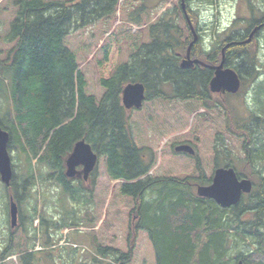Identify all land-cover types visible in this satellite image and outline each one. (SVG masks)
I'll return each instance as SVG.
<instances>
[{"label":"trees","instance_id":"obj_1","mask_svg":"<svg viewBox=\"0 0 264 264\" xmlns=\"http://www.w3.org/2000/svg\"><path fill=\"white\" fill-rule=\"evenodd\" d=\"M180 2L163 14L147 7L145 0H7L3 5L10 21L6 27L1 23L0 45L7 50L3 55L0 48V109L7 108L0 114V126L10 136L9 152L15 149L17 159L25 162L39 155L77 207L69 208L62 200L60 219L50 220L46 202L27 192L31 176L19 184L13 171L5 190L20 203L21 219L0 252V263L12 254L19 255V264H43L53 258L46 248L32 252L39 239L33 228L36 220L46 247L57 245L65 229L97 225L99 218L84 217L81 208L89 211L95 206L98 168L90 177V188L84 180L66 177L67 158L85 140L99 159L105 158L106 173L120 183L121 197L111 207L108 225L102 227L109 242L96 243L88 236L90 264H134L139 257V264H237V260L264 264V119L256 114L250 121L237 119L227 101L233 95L220 97L209 90L211 66L220 63L221 50L229 42L233 44L226 51L227 66L230 60L237 61V67L231 68L242 78V89L244 76L252 82L258 79L255 58L248 52L257 34L246 41L263 21L251 20L245 35H232L217 51L204 52L199 39L191 48V59L208 66L182 69L193 33L199 32L190 5ZM117 17L127 25H115ZM100 25L105 40L94 56L98 76L93 78L82 71L67 39ZM123 41L128 48L121 54ZM130 83L145 86L144 104L162 105L167 112L161 116L166 131L181 137L176 144L190 145L195 151V155L179 153L175 143L164 149L161 175L151 174L158 165L157 154L136 141L132 112L143 108L129 112L122 104L123 90ZM91 85L103 90L101 97L90 91ZM255 92L256 100H261L263 82ZM253 128L259 131L256 137ZM225 137L240 142L242 151L253 155L235 161ZM197 145L212 162L209 177ZM238 161L253 165L258 173L239 171L234 165ZM219 168H234L254 184L252 193L231 208H221L195 191L212 184ZM54 249L60 252L62 247Z\"/></svg>","mask_w":264,"mask_h":264},{"label":"rangeland","instance_id":"obj_2","mask_svg":"<svg viewBox=\"0 0 264 264\" xmlns=\"http://www.w3.org/2000/svg\"><path fill=\"white\" fill-rule=\"evenodd\" d=\"M7 0H0V35L3 32L4 27H1V23H5L3 26L6 27L7 23L10 21V12L8 10H3V5L6 4ZM181 0H145V3L147 7L152 9L153 11L158 9L159 14H163L168 9H172L174 4H180ZM190 2V3H189ZM186 4L190 5V9L194 16H192L196 21V27L199 32L200 36V47L204 52H212L217 51L220 49L222 43L233 36H239V34H246V31L250 25L251 20L255 21H264V0H186ZM194 4L199 5H211L214 8L213 12V21H212V37L213 42L211 44L210 50L205 51L202 44V33L204 30L209 26L208 24H203L200 21V15L201 10L194 8ZM227 5L234 6V11H229V8L226 7ZM252 6V9H251ZM228 14L231 19L229 26L225 29L223 33L217 34L215 32L216 25H218L221 21V19L224 17L225 14ZM154 15V14H153ZM120 17H117L118 23L120 22ZM127 25L126 23H119L115 24L117 26L121 25ZM102 30V26H95V27H87L85 30H82L80 32L74 33L72 36H70L67 39V45L68 47L75 52L76 55L79 57L80 66L82 68L83 72H86L88 74V77H97L98 74L96 72V64L97 61L95 60L94 56L96 52L99 50V48L103 45L105 38H103V35L100 34ZM116 32V29H115ZM131 43V42H130ZM127 42L123 41L122 46H124L122 53L127 50ZM251 49L248 51L249 53L253 54V57L256 61V67L254 70V75L258 77V79L255 82H252V80L248 79L246 76H244L243 80L245 81V86L243 89L233 96H230L227 101L229 106L233 109L235 113V117L237 119H243L250 121L252 119L253 114H256L260 116L262 119H264V107L260 108L258 106L255 111H250L246 105L245 102V96L248 94V92L254 91L255 93V99L257 97V94L255 92V88L259 84L264 83V29L261 30V32L258 33V35L255 37V40L250 44ZM0 48L4 49V54L6 53V48L2 47L0 45ZM122 55H120L121 57ZM237 61L232 60L230 67L236 66L237 67ZM92 88H89L91 92H96L98 97H101L103 94V90H101L100 87L95 85ZM98 89V90H97ZM264 95H262V99L256 100L257 105L263 103ZM156 102V101H155ZM146 102L143 106V109L141 111H133L132 112V122L134 124V132L136 141L140 146H146L153 150L155 154H157V167L153 169L151 174L161 175V169L163 168L164 162V149L172 146L174 143H178L181 141V137L177 136L176 134H168L165 128H167L166 123L164 122V119H162V115L167 114V112L164 111L161 104H157V102ZM176 106V105H175ZM184 105H178L177 108ZM2 108V106H1ZM7 108V106H4L3 109H0V114L2 115L4 110ZM240 119V120H241ZM168 129V128H167ZM254 135L257 136L259 131H256L254 128L252 129ZM227 144L229 145V149L231 153L232 158L236 161L237 158L244 159L248 156H252L253 153L249 152L246 153L244 150L242 151V148L240 147V142H237L235 140H229L227 137ZM168 142V143H166ZM184 143L176 144V146H180ZM202 145V143L199 142V145ZM200 145V146H201ZM175 146V147H176ZM208 147V146H206ZM197 154L198 157H201L200 159L203 160V162L207 165L208 169L206 171L207 176H211L213 166L212 162L210 160V157H208L204 149L202 150V154L199 151L198 145H197ZM182 156V155H181ZM178 158V157H177ZM171 159V158H170ZM174 160H176L174 158ZM172 160V161H174ZM182 163H185V160L180 158L179 159ZM192 160V159H191ZM190 160V161H191ZM245 163V162H244ZM243 162L238 161L235 162L234 165L237 167V169L241 172H257V168H255L253 165L247 164L245 165ZM173 165V164H172ZM186 166H184L185 168ZM258 167V165H257ZM238 171V172H239ZM179 175H182L180 173ZM257 178L258 175L256 174ZM82 180V178H79ZM87 186L90 188L92 184L91 180L86 183ZM96 185L93 189V194L95 196V206L93 209H90L87 211V209L81 208L82 214L84 217H92L91 220L99 218L97 221V225L89 228V227H76V228H68L63 230L60 235V241L57 245H54L53 247H46L43 246V238L42 234L40 236L39 226L40 223L36 220L33 224V228L37 230V235L39 237L36 245L33 247L34 249L32 252H53V258L43 260V264H90L91 258L88 259V256L86 253H90L89 251L84 249L85 247L90 248V244L88 242V236L94 237L96 240V243L101 242L105 245V243H108L109 240L105 236V231L103 230V226L108 225V215H110L112 208L114 209V204L116 201H119L121 197H119V188L120 183L118 181L112 180L106 173V166H105V158H101L99 161L98 166V178L96 179ZM196 191V189H195ZM10 195L5 190V186L2 184L0 180V252H2L7 244V240L10 236V233L12 231V228L10 226ZM47 201H43L45 204ZM126 202V200H124ZM16 203L19 205L20 203L16 201ZM30 207L32 204V201H28ZM124 206V204H122ZM113 206V207H112ZM24 208H28L26 203H23ZM112 207V208H111ZM111 208V209H110ZM109 212V213H108ZM108 213V214H107ZM87 215V216H86ZM48 218L50 216L47 214ZM88 217V218H89ZM20 219L21 215L19 212V225H20ZM50 220H52L50 218ZM96 224V223H95ZM93 233V234H92ZM21 232L19 231L17 235H20ZM32 234V233H31ZM59 236L55 235V238H58ZM66 240V241H64ZM42 243V244H41ZM63 244V245H62ZM53 245V244H52ZM75 245L80 246L77 249H75ZM58 246V248L62 247V250L58 252V249H54ZM46 248V249H45ZM65 248H73L75 250H79L80 253L73 254L69 253V249ZM118 249L122 250L124 252V248L119 245L117 247ZM38 249V250H37ZM43 249H45L43 251ZM243 252H248L249 249L246 247H242ZM84 252V253H83ZM43 256V254L41 255ZM40 256V257H41ZM83 256V257H82ZM19 255L18 254H12L10 255L7 260L4 263L0 264H19ZM134 264H139L141 262V258H137L134 261Z\"/></svg>","mask_w":264,"mask_h":264},{"label":"water","instance_id":"obj_3","mask_svg":"<svg viewBox=\"0 0 264 264\" xmlns=\"http://www.w3.org/2000/svg\"><path fill=\"white\" fill-rule=\"evenodd\" d=\"M185 8V3H182ZM263 26H258L253 30L251 38L246 41L249 43L258 30ZM198 36L194 33V40L189 46L187 56L181 62L182 69H190L195 64L207 66L199 60H191V48L197 41ZM229 44L227 47H229ZM214 76L210 80L209 90L213 95L223 96L227 93L236 94L241 88L239 75L230 68H225V57L218 66L212 67ZM145 86L141 83H130L126 85L122 93V103L124 107L131 111L141 109L146 99ZM10 136L8 132L0 126V180L5 186H9L13 177V169L9 153ZM177 152L195 155V151L190 145H180ZM99 162L98 154L92 149L91 145L85 140L78 142L72 153L66 160V177L83 178L88 181L90 174L96 169ZM82 167L80 171L79 168ZM253 190V183L249 179H240L233 168H219L214 172L212 184L197 188V195L201 198H209L224 208H231L237 205L244 195L250 194ZM19 207L14 198L10 199V221L11 228L18 225ZM239 264H243L240 262Z\"/></svg>","mask_w":264,"mask_h":264},{"label":"clouds","instance_id":"obj_4","mask_svg":"<svg viewBox=\"0 0 264 264\" xmlns=\"http://www.w3.org/2000/svg\"><path fill=\"white\" fill-rule=\"evenodd\" d=\"M194 8L201 10L200 21L209 26L201 34L202 44L205 51H209L213 42L212 37V21L214 8L211 5L194 4ZM229 11H234V6L227 5ZM231 17L226 13L221 19L220 23L216 25L215 32L217 34L223 33L229 26ZM245 102L250 111H255L258 107L255 99L254 91H249L245 96ZM11 158V165L15 174L17 183L23 184L25 178L31 176V181L27 186V192L34 198L40 201H47L45 206L46 213L54 220H59L63 212L61 201L69 208H75L77 205L72 201L71 197L65 192L62 182H59L55 175L52 174L51 168L41 162L39 155L32 156L29 162L23 159H17V152L13 149L8 153ZM75 186V181H72ZM38 222V221H37Z\"/></svg>","mask_w":264,"mask_h":264},{"label":"flooded vegetation","instance_id":"obj_5","mask_svg":"<svg viewBox=\"0 0 264 264\" xmlns=\"http://www.w3.org/2000/svg\"><path fill=\"white\" fill-rule=\"evenodd\" d=\"M264 22V21H263ZM258 32H261V31H258ZM257 32V33H258ZM258 35V34H257ZM223 56L225 57V64L227 65V56H226V53H222V58H223ZM196 65H198V64H195L194 65V67L196 66ZM200 66H202V65H200ZM194 67H192V68H194ZM202 67H207V66H202ZM211 67H214V66H211Z\"/></svg>","mask_w":264,"mask_h":264},{"label":"bare ground","instance_id":"obj_6","mask_svg":"<svg viewBox=\"0 0 264 264\" xmlns=\"http://www.w3.org/2000/svg\"><path fill=\"white\" fill-rule=\"evenodd\" d=\"M193 36H194V33H193ZM190 45H191V43H190ZM189 45V46H190ZM192 148V147H191ZM177 149V148H176ZM193 149V148H192ZM177 151V150H176ZM212 200V199H211ZM214 201V200H213ZM215 202V201H214ZM216 203V202H215ZM217 204V203H216ZM218 206H220L219 204H217ZM170 207H172V206H170ZM221 208H222V206H221ZM224 208V207H223ZM160 209V208H159ZM171 209V208H170ZM161 210V209H160ZM223 212V211H222ZM193 224V223H192ZM195 224V223H194ZM194 226V225H193ZM208 231V230H207ZM209 231H211V230H209ZM196 241V240H195ZM252 244V243H251ZM251 246V245H250ZM203 247V246H202ZM240 262H243V261H241V260H237V264H239ZM244 264V263H243Z\"/></svg>","mask_w":264,"mask_h":264}]
</instances>
